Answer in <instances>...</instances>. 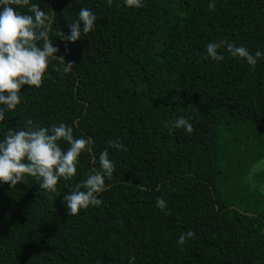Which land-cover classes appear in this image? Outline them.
<instances>
[{"label":"trees","instance_id":"trees-1","mask_svg":"<svg viewBox=\"0 0 264 264\" xmlns=\"http://www.w3.org/2000/svg\"><path fill=\"white\" fill-rule=\"evenodd\" d=\"M30 2L54 15L56 55L76 66L61 75L50 61L41 87L23 86L0 141L31 118L94 143L55 193H40L33 177L0 183V264H130L133 256L132 264H264V172L251 174L264 159V59L253 68L226 48L222 61L206 57L207 44L221 40L264 53V0ZM81 8L97 16L94 31L74 43L57 38ZM179 116L191 118V135L169 130ZM113 140L127 151L109 147ZM106 148L115 171L102 204L69 216L63 196L99 169ZM188 231L195 236L181 248Z\"/></svg>","mask_w":264,"mask_h":264},{"label":"clouds","instance_id":"clouds-1","mask_svg":"<svg viewBox=\"0 0 264 264\" xmlns=\"http://www.w3.org/2000/svg\"><path fill=\"white\" fill-rule=\"evenodd\" d=\"M107 3L111 6L113 0H107ZM124 3L128 8L143 7V0H124ZM215 7L214 2L208 4L210 10H215ZM18 8H27L28 14L17 11ZM96 21L97 16L92 11L81 8L78 18L67 25L70 33L60 30L57 38L74 43L93 32ZM53 22V14L46 13L39 4L30 0H0V121L5 119L6 111H14L21 104L23 86H42L50 61H58L51 66L61 75L74 70L75 61L66 63L63 56L56 55L60 49L50 38ZM221 48H226L231 57L245 60L253 68L258 60L264 59V53L256 51L252 54L247 47L227 40L208 43L206 57L222 61L224 56L218 52ZM190 119L179 116L170 122L169 130L179 129L191 135L194 127ZM59 141L68 143L66 151L61 149ZM93 143L91 138H74L72 127L64 123L53 124L51 128L39 127L28 118L24 128L9 129L0 141V183L15 188L21 182L28 183L26 177H33L38 181L40 193H55L61 178L71 181L76 176L79 156L82 152H91ZM108 144L111 148L127 151L119 140L109 141ZM92 163L95 164V157ZM99 165V169H90L86 179L76 183L70 193L63 196L69 216L102 204L99 195L106 191V178L111 180L115 171L107 148L99 155ZM140 190L147 189L140 185ZM156 204L168 214L164 199L158 197ZM194 236L193 231L182 233L177 240L178 246L183 248L186 241ZM134 260L135 256L131 257L130 264Z\"/></svg>","mask_w":264,"mask_h":264},{"label":"rangeland","instance_id":"rangeland-1","mask_svg":"<svg viewBox=\"0 0 264 264\" xmlns=\"http://www.w3.org/2000/svg\"><path fill=\"white\" fill-rule=\"evenodd\" d=\"M258 171H260L261 174H263L262 172H264V159H262L256 166L254 169H251V174H256L258 173ZM263 187H264V182L262 183Z\"/></svg>","mask_w":264,"mask_h":264}]
</instances>
